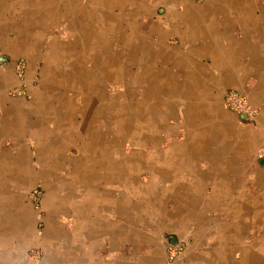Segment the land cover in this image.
<instances>
[{"label":"crops","instance_id":"1","mask_svg":"<svg viewBox=\"0 0 264 264\" xmlns=\"http://www.w3.org/2000/svg\"><path fill=\"white\" fill-rule=\"evenodd\" d=\"M208 1L0 0V164L11 158L5 160L2 156L12 150H6L4 141L21 137L35 122L27 119V126L26 118L43 113L54 118L51 125L55 128L66 120H73L76 129L80 128L69 89L79 85V90H93L94 106L99 103L98 92L115 86L119 78L124 89H140L145 107H161H154L155 121L148 124L154 127L152 138L157 143L159 138L176 139L156 151L162 153L153 164L152 151H146L143 167L133 162H115L103 169L95 163L79 164V201L72 200L73 204L67 206L74 218L66 232L78 234L79 240L73 237L61 242L65 249L79 250V254L72 259L56 253L63 247L55 248L58 241L52 242L48 234L50 241L44 240L45 258L39 264H126V244L143 241L134 238L142 231L140 234L147 235L189 229L196 244H202L200 239L209 229H191L196 220L194 210L200 207L196 202L206 204L202 209L213 208L212 203L223 206L228 186L244 185L247 174L246 182L264 184V159L254 157L264 141V0ZM155 12L159 16L148 19ZM17 59L25 63L21 80L13 70ZM36 73H41L39 84H34ZM21 82L31 99L11 94ZM40 87L50 91L48 98H38ZM229 91L245 96L250 110H256L252 118L243 120L240 113L226 108L224 97ZM150 95L155 97L149 99ZM161 113L166 116L163 120L159 118ZM93 117L82 115L87 129L93 128ZM57 120L62 122L56 124ZM14 160L18 162V158ZM101 170L105 171L103 177L97 174ZM137 170L147 176L144 181L128 179ZM11 173L9 170V178ZM97 178L108 182L95 184ZM149 181L151 186L159 187L158 206L166 208L167 219H172L170 225L161 227V223L156 230H146L154 227L146 221L141 223L146 215L133 209L142 198L133 202L132 182L147 186ZM9 183L12 179L0 177V185ZM82 185L109 194L107 202L85 196ZM169 195H173V206L166 204ZM147 200L145 197L143 201L145 209L154 206ZM6 201V210L0 204V264H25L28 258L22 252L26 254L28 245L36 248L39 243L31 228L34 215L29 211L22 215V221L19 197L8 196ZM245 207L249 211L254 208L249 202H244ZM203 220L198 216L194 226L203 224ZM234 224V228L241 229L237 230L238 236H242L243 222ZM216 233L211 241L204 237V246L208 247L204 250L208 257L205 264H234L230 254L236 243L229 242L222 231ZM238 250L243 262L242 241L238 242ZM48 253L52 257L48 258ZM149 257L140 259L139 264H157L155 254ZM130 262L127 259V264Z\"/></svg>","mask_w":264,"mask_h":264},{"label":"rangeland","instance_id":"2","mask_svg":"<svg viewBox=\"0 0 264 264\" xmlns=\"http://www.w3.org/2000/svg\"><path fill=\"white\" fill-rule=\"evenodd\" d=\"M189 1L191 2V0ZM193 1L202 2L204 0ZM212 2L219 3L220 1L210 0L207 4ZM158 16V12H155L148 19L155 20ZM40 78L41 73H36L34 84H39ZM115 86L110 85L106 90L95 91V94L98 92L97 99L99 103L94 106L91 105L93 90H79V85L76 89H69L68 93L76 112L74 114L77 115L75 121H80V128L76 129L75 125L72 124L73 120H66L64 124H60L62 121L57 120L56 124L60 125H58V128H55L51 125V120L54 119L53 117L43 113H41L43 115L37 113L36 116L26 118L27 126H29V119L30 122L35 121L32 122L30 130L27 128L28 130L22 132L23 135L19 138L6 139L4 141L6 150L8 148L12 150L10 154L5 152L2 155L5 160L7 157L11 158L9 162L5 161V163L0 164V177H3L4 180L7 178L12 179V183L0 185V201L2 202L3 200L0 204H2V209L6 210L7 197L12 196L15 199V196H18L20 220H22V215H27L29 211L34 215L33 226L31 228H34L33 238L39 242H35L34 247L36 248H32L31 244L27 246L29 248L26 250L27 255L23 254L24 251L22 252V256L28 258L25 264H39L38 261L43 259L45 256L44 240L46 238L47 241H50L47 236L48 234L51 236L52 242L58 241L55 248L59 246L63 247L62 249L58 248L55 251L56 253L62 252L65 254V258L71 257L72 259L75 253L79 254V250L73 251L71 249H65V246L61 244L62 241L73 237L76 241L79 240L78 234L66 233L70 231L69 227L74 218L71 208H67V206L70 207L73 204L72 200L79 201V173H82V171L80 172L81 167L79 164L86 165L89 163L90 165V163H95L96 166L98 165L103 169L105 165H113L115 162L116 164L133 162L139 167H143L146 163L145 156H148L145 153L146 151H152L154 157L151 163L153 164L156 156L162 153L156 154V151L162 150V146L169 145L173 140H176L175 138H159L160 143H157V139L152 138L154 127L152 128L148 125H151V121H155V115L152 114V111L157 106L151 104V106L148 105V107H145L142 101L145 95L140 99V89H124L123 82L120 78ZM37 92L40 94L38 98L42 100L48 98V94L50 93L49 90H44L41 87L37 89ZM105 95L107 96L104 97ZM150 96L149 99L155 97L154 95ZM24 97L28 98V100L32 98L28 96V93ZM97 107L99 108L98 111H96ZM36 108L38 112L39 108L37 106ZM146 108H148L147 111L145 110ZM157 110H161V107H157ZM81 111L88 116H94L92 118L93 121H91L94 124L92 129L86 128L88 127L86 125L87 120L82 121L83 114L81 115ZM254 112L256 113V110H250L248 118H252ZM75 115L72 114L71 116ZM163 115L161 113L159 116L160 120L166 117H163ZM46 121H48V125L45 124ZM69 126L71 128L64 130L65 133L61 132V129ZM66 140L68 144H65ZM43 142L45 144H42ZM147 142L149 143L147 144ZM81 144L83 147L82 150L80 149ZM59 147L63 151H58L57 148ZM23 149L25 150L23 151ZM263 149L264 141L260 143L255 151L254 157L256 160L264 159ZM164 156L166 157V155ZM16 158H18V162L14 160ZM9 170H12L10 178L8 175ZM97 174L103 177L105 171L101 170ZM247 175L244 177V185L228 186V195H225L226 199L223 206L220 207L219 203H212L213 208L202 209L201 206L203 205L205 207L206 204L196 202L195 204L200 206L194 210L196 220L198 216L201 218L204 217L205 220H203V224L195 223L194 226L196 220L192 218L193 226L191 225V229H209V233L205 236L210 238V241L218 231L226 234L229 242L236 243V246L232 248V253L230 254V258L234 264H264V184L252 185L250 181L246 182L248 181ZM146 177L140 173V170H137L134 176L131 178L128 177V179L132 181L141 179L144 181ZM97 179L95 184L105 183L104 181L106 183L108 182V180L103 178ZM17 181L19 182L18 184L16 183ZM45 181L50 182V184H45ZM151 184L150 181L147 186L137 185L134 182L131 184L133 202L138 203L137 199L139 197L142 198L141 202L136 204V207L133 206V209H136V212L140 215H146L141 223L144 224L146 221L154 227H145L146 230H156L158 226H161V223H163L161 227H164L170 225L172 221L171 218L167 219V209L163 208V206H158L161 202L159 187L156 188L155 185L151 186ZM83 187L84 185H82ZM87 188L89 189H83L85 196L90 199L91 196L92 199L98 197L100 200L107 202V196L109 194L102 193L98 187H95L93 188L95 190L94 194L90 195L92 191L90 187ZM167 188L169 189L170 187ZM209 190L210 187L207 188V191ZM145 197L149 203L153 202L154 206L145 209L146 203H143ZM171 198H173V195H169L166 199V204L173 206V200ZM244 202H249L254 207L253 210L249 211L247 207L244 208ZM57 210H62L63 214L60 215ZM256 211L259 212L258 215ZM49 212L51 214H47ZM236 222H243L244 230L242 236H238L239 233L237 232V230L241 229L234 228V223ZM186 230L187 232L180 233H157L153 231L147 235L140 234L143 231L139 232L137 236L134 235V238L137 237L138 240L143 238V241L132 246L127 243L126 248L129 250H124L125 255H128L127 259L131 261L130 264H139L140 259H143L146 255L149 257L151 254H155L153 258L155 261H158L157 264H205V258H208L204 252L208 248L204 246L205 236L200 239L201 241L199 240L202 244H196L194 234H191L192 232L188 231L189 229ZM170 236L174 237V243L170 241ZM28 241L30 242V240ZM239 241H242V245L244 246V263L240 260L241 250H238ZM29 242L27 243L29 244ZM47 257H52L51 253H48ZM76 261L79 262V256ZM213 264L216 263L213 262Z\"/></svg>","mask_w":264,"mask_h":264},{"label":"built area","instance_id":"3","mask_svg":"<svg viewBox=\"0 0 264 264\" xmlns=\"http://www.w3.org/2000/svg\"><path fill=\"white\" fill-rule=\"evenodd\" d=\"M24 67H25V63L22 59H17L13 63V70L20 80L22 79L24 73ZM10 92L11 94L16 96H20V95L26 96L27 93L23 82H21L19 86L12 88ZM224 105L226 106V108L236 113H241V112L245 113L246 118H248L250 114V108L246 103L245 96L241 93L230 92V91L227 92L224 97Z\"/></svg>","mask_w":264,"mask_h":264},{"label":"water","instance_id":"4","mask_svg":"<svg viewBox=\"0 0 264 264\" xmlns=\"http://www.w3.org/2000/svg\"><path fill=\"white\" fill-rule=\"evenodd\" d=\"M3 60H4V59H3ZM239 117H240L241 119H243V120H246V115H245V113H243V112H241V113L239 114ZM170 241H171L172 243L175 242V239H174L173 236H170Z\"/></svg>","mask_w":264,"mask_h":264},{"label":"bare ground","instance_id":"5","mask_svg":"<svg viewBox=\"0 0 264 264\" xmlns=\"http://www.w3.org/2000/svg\"><path fill=\"white\" fill-rule=\"evenodd\" d=\"M74 115V114H73ZM93 179V178H92ZM84 185H86V184H84ZM90 187V189H92V191L94 190L93 189V186H89ZM87 188V186H84L83 187V189L85 190ZM93 193V192H92ZM92 193H90V195H92ZM96 197V196H95ZM91 199H92V196H91ZM179 226V225H178ZM181 226H182V224H181ZM51 233V232H50ZM197 241V240H196ZM248 249V248H247ZM228 253V252H227ZM253 253V252H252ZM224 255V254H223ZM228 255V254H227ZM249 257V256H248ZM253 257V256H252ZM228 259V258H227ZM249 259V258H248ZM251 259V258H250ZM256 259V258H255ZM260 259V258H259ZM225 260V259H224ZM230 261V260H229ZM245 261H247V260H245ZM254 261V260H253ZM256 261V260H255ZM243 262H244V260H243ZM229 264H230V262H229ZM242 264V263H241ZM246 264V263H245ZM259 264V263H258Z\"/></svg>","mask_w":264,"mask_h":264}]
</instances>
